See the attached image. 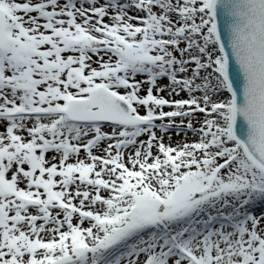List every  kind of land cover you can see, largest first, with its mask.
<instances>
[{
	"label": "snow or ice",
	"instance_id": "6c2138e0",
	"mask_svg": "<svg viewBox=\"0 0 264 264\" xmlns=\"http://www.w3.org/2000/svg\"><path fill=\"white\" fill-rule=\"evenodd\" d=\"M0 264H264V0H0Z\"/></svg>",
	"mask_w": 264,
	"mask_h": 264
}]
</instances>
